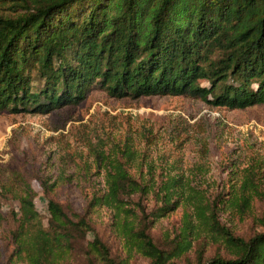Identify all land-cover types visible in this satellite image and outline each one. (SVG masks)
<instances>
[{"label":"trees","instance_id":"1","mask_svg":"<svg viewBox=\"0 0 264 264\" xmlns=\"http://www.w3.org/2000/svg\"><path fill=\"white\" fill-rule=\"evenodd\" d=\"M94 90L114 99L186 97L227 110L264 104V0H0V112L46 114ZM132 148L126 142L96 153L104 190L93 204L114 213L128 253L143 254L147 264H178L136 232L128 201L153 195L161 204L157 218L184 207L185 218L203 228L218 226L216 209L193 189L178 190L180 176L158 181L154 163ZM41 186L49 191L47 182ZM35 197L30 185L17 197L14 257L62 264L71 239L90 231L89 223L50 199L45 229ZM254 197L264 192L247 173L230 206L243 211ZM222 239L229 258L196 264H264V233L245 240L225 232ZM88 250L99 264H129L110 260L97 240Z\"/></svg>","mask_w":264,"mask_h":264},{"label":"rangeland","instance_id":"2","mask_svg":"<svg viewBox=\"0 0 264 264\" xmlns=\"http://www.w3.org/2000/svg\"><path fill=\"white\" fill-rule=\"evenodd\" d=\"M126 142L154 163L156 176L162 175L158 181L180 176L178 190L183 184L216 209L218 226L203 228L185 218L184 207L157 218L161 204L153 195L128 201L136 232L142 230L174 262L229 258L225 232L245 240L264 233V198L254 197L239 212L230 206L247 173L264 192V104L227 110L186 97L114 99L94 90L81 103L46 114L0 112V264H26L14 257L11 232L18 228L13 218L19 213L17 197L27 185L36 194L35 209L45 229L50 199L89 223L90 231L71 239L62 264H99L88 250L96 240L110 260L147 264L143 254L128 253L126 238L113 224L114 213L95 207L92 199L104 190L96 153L114 152ZM129 171L138 175L133 166ZM41 182L50 185L47 193Z\"/></svg>","mask_w":264,"mask_h":264}]
</instances>
